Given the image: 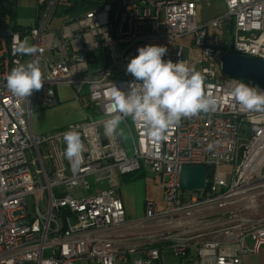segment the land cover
<instances>
[{"label":"built area","instance_id":"obj_1","mask_svg":"<svg viewBox=\"0 0 264 264\" xmlns=\"http://www.w3.org/2000/svg\"><path fill=\"white\" fill-rule=\"evenodd\" d=\"M223 1L201 25L188 0H38L29 27L0 14V264H243L264 249L259 88L221 73L223 54L264 61V0ZM62 87L82 119L37 133ZM189 166L206 167L204 194L181 189ZM141 170L164 204L129 220L118 180Z\"/></svg>","mask_w":264,"mask_h":264},{"label":"rangeland","instance_id":"obj_2","mask_svg":"<svg viewBox=\"0 0 264 264\" xmlns=\"http://www.w3.org/2000/svg\"><path fill=\"white\" fill-rule=\"evenodd\" d=\"M14 11L17 25L22 27L33 26L36 24L39 14L38 0H15ZM225 11L226 8L223 2L210 0L197 8V22L200 25L208 23L221 13L224 14ZM210 32L212 34L214 31L210 29ZM218 33L223 37L225 35L222 29H219ZM182 42L187 46H191L192 38H185ZM123 48L124 45H119L117 51L120 52ZM197 55V53L194 54L195 57ZM193 66L195 83L190 99L196 103L202 96L203 85L200 78L201 67L195 65V62ZM58 95L59 105L55 107L56 109H38L35 113L34 126L37 133L51 132L64 128L78 119V109L74 102H72L74 97L73 91L64 87L58 88ZM252 109L256 111L264 109V93L260 90L256 89L253 92ZM118 181L120 183L118 196L124 204L129 220L142 218L145 215V205L149 200L158 202L163 206L162 179L160 176L146 170H141L126 176L123 182L120 179ZM90 183H92V180H90ZM27 201L29 205L33 204V198H28ZM257 203L258 208L256 212L264 216V189L259 192ZM244 261L245 264H258L264 261V251L258 255H247L244 257ZM76 264L90 263L81 261Z\"/></svg>","mask_w":264,"mask_h":264},{"label":"water","instance_id":"obj_3","mask_svg":"<svg viewBox=\"0 0 264 264\" xmlns=\"http://www.w3.org/2000/svg\"><path fill=\"white\" fill-rule=\"evenodd\" d=\"M0 29H4L0 27ZM223 76L242 81H253L264 93V61L241 54H223L221 57ZM207 169L204 166L184 167L180 187L183 191H202L206 187Z\"/></svg>","mask_w":264,"mask_h":264},{"label":"crops","instance_id":"obj_4","mask_svg":"<svg viewBox=\"0 0 264 264\" xmlns=\"http://www.w3.org/2000/svg\"><path fill=\"white\" fill-rule=\"evenodd\" d=\"M188 1H194V2H196V4H197V8L200 6H203V3H207V2H209L210 0H188ZM214 2H223L224 3V1L223 0H214ZM225 4V3H224ZM223 14L221 13L220 15H218L217 17H215L214 19H216V18H219L220 16H222ZM214 19H212V20H214ZM211 20V21H212ZM77 107V106H76ZM56 109V108H55ZM78 109V108H77ZM78 112H79V117H78V119L77 120H80V119H82V115H81V112L79 111V109H78ZM77 120H75V121H77ZM74 122V121H73ZM264 251V249H262L261 251H260V253H258V254H261L262 252ZM258 254H256V255H258ZM245 256H247V255H245ZM245 256H243L242 257V261H243V264H245V261H244V257ZM164 264H194V263H184L182 260H180V259H177V258H168V259H166L165 261H164ZM258 264H264V261H261V262H259Z\"/></svg>","mask_w":264,"mask_h":264},{"label":"trees","instance_id":"obj_5","mask_svg":"<svg viewBox=\"0 0 264 264\" xmlns=\"http://www.w3.org/2000/svg\"><path fill=\"white\" fill-rule=\"evenodd\" d=\"M7 0H0V14H5V13H10L11 14V16H15V11H14V9H13V5L12 4H8V5H5L4 4V2H6ZM8 2V1H7ZM218 45H220L219 43H218ZM222 45V47H224V49H227L225 46H226V43H222L221 44Z\"/></svg>","mask_w":264,"mask_h":264}]
</instances>
